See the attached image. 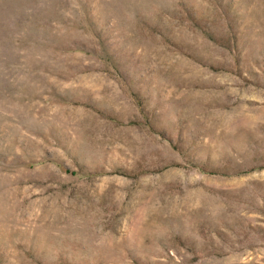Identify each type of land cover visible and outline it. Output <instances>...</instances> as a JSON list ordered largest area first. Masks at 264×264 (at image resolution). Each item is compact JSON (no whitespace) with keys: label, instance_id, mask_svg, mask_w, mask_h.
I'll return each instance as SVG.
<instances>
[{"label":"rangeland","instance_id":"obj_1","mask_svg":"<svg viewBox=\"0 0 264 264\" xmlns=\"http://www.w3.org/2000/svg\"><path fill=\"white\" fill-rule=\"evenodd\" d=\"M0 264H264V0H0Z\"/></svg>","mask_w":264,"mask_h":264}]
</instances>
